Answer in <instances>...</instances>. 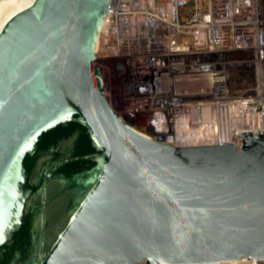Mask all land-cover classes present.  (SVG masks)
<instances>
[{
	"label": "water",
	"instance_id": "obj_1",
	"mask_svg": "<svg viewBox=\"0 0 264 264\" xmlns=\"http://www.w3.org/2000/svg\"><path fill=\"white\" fill-rule=\"evenodd\" d=\"M111 1L0 0V249L32 209L25 159L43 135L77 123L96 152L71 181L80 199L42 259L38 237L11 264L263 261L264 132L178 148L123 122L92 67Z\"/></svg>",
	"mask_w": 264,
	"mask_h": 264
},
{
	"label": "built area",
	"instance_id": "obj_2",
	"mask_svg": "<svg viewBox=\"0 0 264 264\" xmlns=\"http://www.w3.org/2000/svg\"><path fill=\"white\" fill-rule=\"evenodd\" d=\"M110 6L96 53L125 61L126 103L113 108L123 122L164 143L155 131L179 118L235 111L264 118V0H112Z\"/></svg>",
	"mask_w": 264,
	"mask_h": 264
},
{
	"label": "flooded vegetation",
	"instance_id": "obj_3",
	"mask_svg": "<svg viewBox=\"0 0 264 264\" xmlns=\"http://www.w3.org/2000/svg\"><path fill=\"white\" fill-rule=\"evenodd\" d=\"M65 126V128H68ZM55 130V129H54ZM82 131L74 130L61 136L43 135L33 154L27 156L24 161V167L27 172L26 183L23 186L24 191H30L33 196L32 209L24 214V223L26 219L30 220L29 239L25 246L14 251V255H21L24 251L28 252L34 243L35 238H40L41 245H45L47 240L53 236L55 231L67 218L75 202L80 199L78 190L70 187L71 181L78 175H84L94 166L92 158L96 156V152L88 155H78L77 149L81 144ZM87 134V133H85ZM57 147L50 151L51 146ZM65 145H67L65 147ZM91 146V143H90ZM93 147V146H91ZM46 152V153H45ZM48 156V159L39 168L40 158ZM78 162V168L72 169L73 165ZM88 163H91L88 164ZM38 167L40 171L36 179H33V169ZM82 168H89L81 171ZM85 181V180H84ZM87 181V180H86ZM41 187L40 193H37ZM44 219V225L35 227L36 211ZM23 223V224H24ZM4 247L0 249V258L3 259ZM13 256L8 260L7 264H11Z\"/></svg>",
	"mask_w": 264,
	"mask_h": 264
},
{
	"label": "bare ground",
	"instance_id": "obj_4",
	"mask_svg": "<svg viewBox=\"0 0 264 264\" xmlns=\"http://www.w3.org/2000/svg\"><path fill=\"white\" fill-rule=\"evenodd\" d=\"M108 23L109 18L105 17L104 23L99 29L101 31L100 36L107 31ZM100 36L96 48L98 54H100ZM263 130L264 118L245 117L235 111L231 116L222 118L211 117L206 120L195 121L179 118L176 125L170 127L169 130H165V132L162 130L155 131V139L162 140L164 143L166 142L178 148L235 145L241 144L240 133H258ZM216 264H264V260L242 259Z\"/></svg>",
	"mask_w": 264,
	"mask_h": 264
},
{
	"label": "rangeland",
	"instance_id": "obj_5",
	"mask_svg": "<svg viewBox=\"0 0 264 264\" xmlns=\"http://www.w3.org/2000/svg\"><path fill=\"white\" fill-rule=\"evenodd\" d=\"M95 66L99 67L103 73L106 98L111 101L112 107L119 111L126 103L125 82L122 74L125 61L99 57L92 67ZM43 247L41 245L39 260L42 259Z\"/></svg>",
	"mask_w": 264,
	"mask_h": 264
},
{
	"label": "trees",
	"instance_id": "obj_6",
	"mask_svg": "<svg viewBox=\"0 0 264 264\" xmlns=\"http://www.w3.org/2000/svg\"><path fill=\"white\" fill-rule=\"evenodd\" d=\"M76 129L81 130L83 133L81 144L77 149L78 155H88L95 153L94 148L90 146L91 142L89 136L85 134L86 129L77 123L70 124L68 128H65V126H59L55 130L49 131V133L46 134V137L66 135L67 133H72ZM88 164L91 165V163ZM74 168H78V162L73 165L72 169ZM29 233L30 220H28L27 218L22 228L13 235L12 244H7V246L4 247L5 252L3 255V259L0 258V264H7L8 260L13 256L14 251L25 246L26 241L29 239Z\"/></svg>",
	"mask_w": 264,
	"mask_h": 264
}]
</instances>
